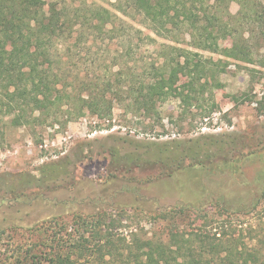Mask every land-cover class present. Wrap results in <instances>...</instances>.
Segmentation results:
<instances>
[{"label": "trees", "instance_id": "obj_1", "mask_svg": "<svg viewBox=\"0 0 264 264\" xmlns=\"http://www.w3.org/2000/svg\"><path fill=\"white\" fill-rule=\"evenodd\" d=\"M232 2L238 6L235 13L230 11ZM136 16L149 30L144 34L149 43L163 40L156 50L158 62L149 63L148 71L130 68L126 59L131 56L130 46L114 56V60L124 56L116 69L107 66L100 74H92L91 68L76 64L77 47L104 35L125 38L130 26L126 19ZM180 40L183 46L171 44ZM260 42H264V0H107V5L84 0L78 5L0 0V133L5 116L19 126L56 112L65 113L67 119L89 114L99 120V128H110L116 102L127 113L146 116H157V106L171 97L195 107L210 93V79L224 71L229 60L254 63ZM201 51L216 52L224 59L203 58ZM184 75L187 80L182 79ZM114 138L112 134L103 137L100 151H93L89 140L84 144L87 148L45 162L37 175L7 173L0 178V191L17 201L28 189L71 187L76 183L77 164L101 155L107 159L110 178L124 180L118 192H131L138 199L137 186L131 183L135 168L155 167L160 176H170L190 165H204L215 156L226 160L231 151L245 146V137L229 132L161 141ZM263 196L264 189L249 206L234 209L222 201L219 213L251 212ZM204 210L189 203L159 207L153 210L152 220L167 224L161 228L164 232L151 236L103 232L105 208L94 218L76 212L72 219L79 232H72L71 220L56 215L49 220L55 229L48 242L36 251L31 247L16 250L2 263L264 264V237L257 238V232H248L244 240L240 232L184 228L182 220L189 214L207 221Z\"/></svg>", "mask_w": 264, "mask_h": 264}, {"label": "rangeland", "instance_id": "obj_2", "mask_svg": "<svg viewBox=\"0 0 264 264\" xmlns=\"http://www.w3.org/2000/svg\"><path fill=\"white\" fill-rule=\"evenodd\" d=\"M57 1L62 5H78L83 0ZM84 1L107 5V0ZM237 9V4L232 2L230 11L235 13ZM138 19V16L126 19L130 26L126 28L125 38L104 35L103 39H87L76 49V64L91 68L92 74H100L107 66L116 69V62H121L124 56L115 60L114 56L130 46L131 56L126 58L130 68L137 72L148 71L149 63L158 62L156 50L163 40L157 38L156 43H149L144 37L149 30L138 23ZM138 28L143 30L142 34L136 32ZM171 44L183 46L181 40ZM256 49L254 63L229 60L225 70L210 79V93L195 107H187L171 97L157 106V116H146L127 113L116 102L110 128H99V120L89 114L67 119L65 113L56 112L57 117L51 115L45 120L19 126L9 123L10 116L3 117L0 178L17 172L37 175L45 162L87 148L84 144L89 140L92 141L89 147L100 151L103 137L108 134L115 138L161 141L229 132L245 137V146L231 151L226 160L215 156L204 165H190L170 176H160L155 167L135 168L131 183L137 186L138 199L131 192H118L124 180L110 178L107 159L101 155L85 158L77 164L76 183L71 187L42 192L28 189L17 201L0 191V264L16 250L31 247L36 251L39 245L48 242L55 229L49 220L56 215L71 220L72 232H79V226L72 219L76 212L94 218L96 212L104 208L107 215H103V232L160 234L167 223L154 222L153 210L189 203L201 205L208 220L189 214L182 220L184 228L200 226L208 232H240L244 240L249 238L248 232H257V238H263L264 196L251 212L244 209L221 215L218 208L222 201L232 209L238 205L249 206L264 189V42L258 43ZM200 54L214 61L224 59L216 52L201 51ZM181 77L188 79L186 75Z\"/></svg>", "mask_w": 264, "mask_h": 264}]
</instances>
